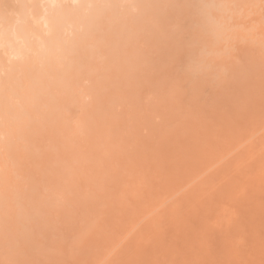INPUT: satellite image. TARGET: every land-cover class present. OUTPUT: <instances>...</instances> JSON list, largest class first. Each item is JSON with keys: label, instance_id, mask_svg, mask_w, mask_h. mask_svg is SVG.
<instances>
[{"label": "rangeland", "instance_id": "374dc122", "mask_svg": "<svg viewBox=\"0 0 264 264\" xmlns=\"http://www.w3.org/2000/svg\"><path fill=\"white\" fill-rule=\"evenodd\" d=\"M16 1L20 2L13 0V5L8 0V5L16 8ZM31 1L39 12L32 15L39 18L31 23L29 16L25 25L38 20L32 34L38 33L35 39L42 38L43 43L30 34L27 41L17 40L21 47L31 42L46 45L45 18L71 9L68 18L74 20L60 25V39L54 45L61 46L54 50L52 45L51 50L52 65H63L61 48L64 53L66 44L82 30V20H76L84 19L96 0L87 1L91 7L82 5L85 0H80L81 4L79 0ZM114 1L125 13L117 15L116 24L140 13L133 0ZM161 1L160 15L168 16L165 23L162 19V26L158 24L166 33L165 44H149V33L143 31L141 41L134 45L140 54L147 52L142 54L147 58L151 49V58L156 55V60L140 59L144 70L148 66L145 75L116 74L118 60L114 62L115 57L103 46V51L96 52L93 66L90 64L91 75L78 77L67 96L53 91V99L59 97V108L50 110L42 103L28 115L30 127H19L12 118L0 116V162L13 165V171L4 169L10 188H0V264H186L189 260L193 264H264V246L256 253L248 242L243 245L238 240L239 225L252 229L255 223L256 237L264 242V208L259 206L264 205V196L257 191L258 199L262 195L258 200L249 190L246 196L248 188L241 184L245 177L261 178L264 174V0H255L257 8L263 9L249 16L253 22L243 16L230 19L240 29L253 25L258 44L236 42L228 48L230 52L225 48L229 54L218 66L220 76L205 78L200 88L192 84L199 72L211 66L197 35L208 24L202 0ZM230 1L222 2L234 7ZM24 2L30 9L29 0ZM77 4L83 11L88 6L85 16L79 8L75 18ZM13 15L8 22L11 27L6 25L10 33L24 23ZM201 20L205 25L201 26ZM157 22L150 16L146 26L150 29ZM95 33L89 34L88 43L96 46L102 41L100 35L96 37L99 32ZM190 46L198 48L200 55ZM55 54L62 55L57 58L60 63L54 61ZM28 55L32 58V52ZM0 58L5 59L0 65L1 80L8 62L17 58L2 46ZM61 67L56 69L62 71ZM187 68L192 78L185 76ZM22 100L21 94H14L10 103L21 107ZM9 147L13 155L7 154ZM229 184L233 189L229 190ZM203 185L202 192L197 191ZM233 192L239 199H235L238 208H245L240 198H251V202L244 201L249 211L232 204L227 195ZM231 207L241 210V215Z\"/></svg>", "mask_w": 264, "mask_h": 264}, {"label": "bare ground", "instance_id": "6f19581e", "mask_svg": "<svg viewBox=\"0 0 264 264\" xmlns=\"http://www.w3.org/2000/svg\"><path fill=\"white\" fill-rule=\"evenodd\" d=\"M9 1H11V0H9ZM85 1L86 2H84V0H83L84 3L82 2L83 3L82 5H84L85 3L86 4L88 3L87 5L90 6L92 4V3H90V5H89V2L91 0H89V2H87L88 0H85ZM92 1H94V0H92ZM183 1H185V0H183ZM222 1L223 0H220L219 2L213 3V2H210L208 0H202V2H201L202 7H203L202 9L205 13L206 18L208 19L205 21H208V24L207 23H205L206 25L202 24L203 22L201 20V22H200L201 26L202 25H205V26L202 27V30H200L201 29L200 28L198 30V34L197 33L196 34L199 37H201L200 40H202V46H205L206 52H207V54H209V58H208V56H207V58L209 59L211 66L208 65L205 70H202L201 68H203V67L199 66V68L202 71L199 72L200 75L197 76L198 78L195 81L196 83L195 84L191 83L192 85H195L194 87H197V88L204 86V84H205L204 80H206L208 78L214 79V77L220 76L221 70H219L218 66L220 65L221 62H224V61H222L224 56L226 57V59L228 58V56H226L230 52V50L228 48L231 47L233 44L234 45L238 44L236 42H248V43H251L252 45L258 44V40L255 37L256 36V34L254 32L255 30L253 31V27H252L253 25L250 26V24H249V26L245 27L244 23L241 24L240 22H238L241 24V26L243 25L245 28V29H243V28L240 29L237 27L239 25L237 23V20H236V22L234 21L235 23L238 24L237 26H235V24L232 23L233 20L230 21V19L237 18L240 16L246 17V19H248L249 16L253 12H256L259 9V8H257L258 5L256 6L255 0H231V1L228 0V2L230 1V3L232 1L234 2V5H235L234 7H230L229 5L224 4L225 1L224 2H222ZM7 2H8V0H7ZM7 2H6V0H0V46H2L3 49L6 48V52H9L10 54H12L14 57L17 58V60L15 62H8V63H10L7 65V67H9V68H7L8 70L6 69L7 72H6L5 76L3 75V78L0 80V116L12 118L15 122H17V125L19 127H22L23 125H24L23 127H27V126L30 127L31 126V124L29 122L28 115L30 116V114H32L36 110L40 109V105L42 103L47 104L50 110H54V107L59 108V97H57L54 100L52 97L53 91L56 90L57 92H61V94L63 96H67L69 93V90L75 84V81L78 80V77L85 76V75H91L92 73L90 72V64H91V66H93L91 62H93L96 52H101L104 50V49H102L103 46H105V49H106L105 52L106 53L109 54V51H110L112 54H109V55L110 56L112 55L115 57L113 59H112V57L111 58L109 57L110 60L112 59V60H114V62H115V59L118 60L115 64V66H116L115 73L116 74L123 76V77L124 76H133L135 78H138L140 76L145 75L146 74L145 70L147 71V69H148V66H147V68L145 67V70H144L143 65L141 67V64H140V59L142 60L144 57H146L145 55L147 54V52L146 53L143 52L145 54L143 56L142 55L143 53L140 54V52L134 47V45H136L138 43L137 41L139 39H140L139 41H141L142 32L147 31L149 33L148 39L151 42L149 44H153V46H157V47H162L165 44V41H166L165 39L167 38V36H165V39H164V33L165 32L163 33L162 30L160 29V26L158 25V24H160L162 26L163 25L162 19H164V23H165L167 21V19H165V18L168 17V16H165V18H164L160 15L159 9L161 8V5H162L161 0L160 1L159 0H133V2L136 4L137 9L140 11V13L138 15H133V16L131 15L132 17L128 16V20L126 19L125 21L123 18L124 22L120 19L121 21L120 20L119 21L123 22V23L117 22L118 24L115 23L116 18H118L117 15H119V13H124L123 12L124 10L123 11L119 10L120 9L119 5L117 2L115 3L114 0L113 1L112 0H101V1L96 0L97 3L94 1L93 5H91L92 8L87 10V11H89V13L87 15L85 14L86 16L84 15V11L86 10V7H88V6L85 5L86 7L83 11V8H81V5L79 7V4H81L80 0H79V4H77V6H76V8L78 7V10H77L78 13L75 14V12L73 11L74 13L72 12L73 13L72 15L75 14V18H78L79 17V15H78L79 14V8H81V10L83 11L82 13L85 17L82 16L84 19L79 17L76 21L79 22V19L82 20L81 21L82 30L81 31L79 30V32H77L74 35V38L70 42L68 41L69 43L66 44L64 53H63L62 48H61L62 55H64V57H65V59L63 58L64 59L63 65H60L62 63H60L59 60L57 61V58H59L62 55H60L59 57H57L56 54L54 55V56H56L55 58L53 57L54 61L56 59L57 63L58 62L60 63L57 66L63 67V70L60 71V70L56 69L57 66L52 65L54 62L52 63L51 57L53 56L54 50L56 49V47L58 46L57 48H59L61 46L58 44H57V46L54 45V44H56L54 42H57L56 40H58V38L60 37V25H62L65 21H67L69 19L74 20L73 16H72L73 19L68 18V16L71 15V13L68 15V11L71 9H69L68 11L66 10L67 13L62 12V14H60V15L54 13L52 16H50V18L47 16L48 18H45L46 20L44 19L45 20L44 23H46V25L48 26L47 33L49 36L46 35L48 37V42L46 43V45L44 43L42 45L43 47H41V44H39V42H40V39H42V38L35 39L36 38L35 36H37L39 38V36L37 35L38 33L35 34L33 32V34H32L33 29H34V31H35V28L37 30L38 20L36 21L37 25L32 24V26L36 25L35 28H32V26L29 25L28 23H26L27 25H25V20L27 17L31 16L33 18L32 20L31 19L29 20V18H28V20L30 22L32 21L31 23L35 22L34 20H36V18L38 17V16H36V18H34L36 13H39L37 11L35 12V9L37 10V7L35 5L36 3H33L31 0H29L30 3H29L28 7H30V9L28 8L29 9L28 10V9H26V7H24V4L26 2V1L24 2V0H20V2H19L20 4L17 3V1H16V3L18 4V5L16 4L18 6V7L16 6V8H14L15 6L12 7L14 5L13 3L15 2V0H14V2L12 0V4H13V5L11 4L12 6L8 5L9 2L8 3ZM34 2H36V1H34ZM163 2H164V0H163ZM172 3H174V1L171 2V4ZM196 3H197V1H196ZM165 4L166 3H164L163 5H165ZM171 4L168 6H171L173 8V6L176 5L177 3L176 4L174 3L173 6ZM200 5H198V7H200ZM177 6H178V4H177ZM177 6H175V7H177ZM194 6L195 5L193 4V7ZM231 6H233V4H231ZM82 7H84V6H82ZM166 7H167V5H166ZM195 8H197V7L195 6ZM195 8H194V10H195ZM262 9H259V10H261L260 13L262 12ZM165 10H167V9H165ZM196 10H198V9H196ZM228 10H229V12L231 11V13H229ZM225 11H227V13ZM162 12H163V10H162ZM196 12H198V11H196ZM200 12H202V10ZM12 13L13 14L15 13L16 14L15 16H17V15L19 17L22 16L21 18H19L17 16L18 22L19 23L24 22V23L20 24V25L18 24L17 25L18 27L15 25L17 27V29L14 32L12 31L10 33L8 27H11V25L9 26L8 22H11L12 16H14ZM32 13H34L35 15L34 14L32 15ZM204 13L201 15V17L204 15ZM257 13H258V11H257ZM80 15H81V13H80ZM121 16L123 17L122 14H121ZM150 16L154 17V19L158 22H157V24L155 23L156 25L155 24L152 25L151 28L149 29V28H147L146 25H147L148 19H150ZM205 16H203V17H205ZM211 16L216 21H213ZM129 17H131V18H129ZM197 17H198V15H197ZM214 17H218V18L216 19ZM255 17H257V16H255ZM22 18H23V20H22ZM169 18H170V16H169ZM201 19H203V18H201ZM250 19L251 18H249L246 21L247 22L249 21L248 23L253 22V20L250 21ZM198 20L200 21V19H198ZM20 21H22V22H20ZM169 21H170V19H169ZM199 21H195V22H199ZM200 23H198V24H200ZM198 24L196 26H199ZM252 24H254V23H252ZM167 25H169V24H167ZM164 28L165 27H163V31H164ZM168 30L169 29L166 28V31H168ZM95 32L101 33V34L98 33V35H96V37L100 35L99 36L101 39L100 41H102L101 43H99L97 41V43H99V44L98 45L96 44V46L88 43V40L90 38L89 36L91 35L90 33L94 34ZM168 32H167V35L169 34ZM194 33H193V35H194ZM30 34H31V36L32 35L34 36L35 41L39 40V42H31L32 44H30V43L26 44V43L22 42L21 45L23 43H24V45H26L23 47H21V46H19V44H17V40H20V39L27 41ZM95 34H97V33H95ZM165 35H166V33H165ZM170 35L173 36L175 34L172 35V32H171L169 34V36ZM169 36H168V38L170 40ZM189 36H190V34H189ZM192 36H191V38H192ZM42 37H44V35ZM175 39H176V37H175ZM188 40H189V38H188ZM188 40H186V41H188ZM193 40H196V39L193 38ZM200 40H198V38H197V41H200ZM42 41L43 40H41L40 43H43ZM173 41H174V39H173ZM173 41H171V42L175 43ZM59 42L61 43V40ZM62 42L65 43L64 40H62ZM167 42H168V40H167ZM171 42L169 41V43H171ZM194 43L196 44V41ZM194 43H192V45ZM171 44H169V45H171ZM182 44L184 45L185 42ZM52 45L54 46L53 47L54 50L52 51L53 53H51ZM169 45H167V46L169 47ZM180 45H181V43H180ZM185 45H184V47H185ZM190 45H191V43H190ZM199 45H201V43ZM175 46L178 48L179 47L178 43L175 44ZM151 47H150V49H151ZM184 47L182 48V50L184 49V51H185ZM190 47L192 50L193 49L195 51L197 50L196 52L198 53V48L195 49V47L192 48L193 46H190ZM202 48H204V47H202ZM225 48L227 51L229 50V52H227L225 50ZM154 50H156V49L154 48ZM165 50L166 49L164 48V51ZM188 50H190V49L188 48ZM199 50H200V46H199ZM202 50L200 51L201 53H202ZM152 51H153V49H151L150 52L148 51V53L153 54ZM167 51H168V49H167ZM172 51H174V49H172ZM28 52H32V58L28 55ZM160 52L161 51L158 50L159 55H161ZM154 53L156 54L155 51H154ZM166 53H170V52H166ZM50 54H52V55L50 56ZM152 54H150V58H151ZM198 54L200 55V53H198ZM170 55H174V54H169V56ZM181 55H183V54H181ZM202 55H204V54H202ZM175 56H177V55L175 54ZM147 57H146L147 60L150 59ZM155 57H156V55H155ZM155 57L153 59L156 60ZM200 57H202V56H200ZM161 58H162V56H161ZM38 59H40V61H37ZM63 59H62V61H63ZM146 59L144 58V61ZM153 59L151 58L150 60H153ZM196 59H197V57H196ZM202 60L204 62L206 61V60H204L203 57H202ZM4 61H5V59H4ZM4 61L2 60V58H0V65L3 64ZM157 61H153V62L155 63ZM192 61H194V60H192ZM192 61L190 60V62H192ZM195 61H197V60H195ZM198 61H200V60H198ZM33 62H35L36 64H34ZM38 62H40V63H38ZM204 62L202 63V65L204 64ZM200 63H198V64L201 65ZM205 63H207V62H205ZM193 64H195V63H193ZM189 65L190 66H188V67L191 69L192 66H191V64H189ZM144 66H145V64H144ZM195 67L197 68V66H195ZM195 67H193V68L195 69ZM209 67H211V68H209ZM221 67H222V65L220 66V68ZM149 69L151 70V68H149ZM186 71H188V68L186 69ZM190 71H188V73H186L187 75L185 74V76H188V75L190 76L191 75L189 73ZM0 72H1V70H0ZM144 72H145V74H143ZM195 72L193 74H195ZM147 74H148V72H147ZM196 74H197V72H196ZM51 77L53 79H50ZM195 77L196 76H193V79ZM193 79H191V81ZM209 80H211V79H209ZM23 83H27V86H25V88L22 86ZM14 94H21L23 96L21 107H14L10 103V98ZM7 154H9V155L12 154V149L10 147L7 151ZM0 167H1V169H0V188H10L9 185L7 184V179H8V175L6 174L7 171L5 172L4 169H8V171H13V165L1 163ZM239 180H242V179H239ZM241 184L242 185L244 184L243 186L245 188H248L247 190H245V188H244V190L247 191L246 196L249 194L248 190L250 192H252V196H255L257 191L258 192L262 191L260 193H262V195L264 196V194H263V191H264V174L261 175V178H256V177L253 178L252 176H248L247 178L245 177L244 182H241ZM199 187L200 188H198V189L196 188L197 191L202 192V190H200V189L204 188V185L199 186ZM233 187H234L233 184H229L228 188H229V190H231V188L233 189ZM193 191L190 192L191 193L190 195H192ZM253 191H255V192H253ZM195 193H197V192H195ZM198 194L199 193H197V197H198ZM234 194H235V192H233L231 195L230 194L227 195V196H230V198L232 197L231 199L226 197V194H225V198L230 199L231 202L233 201V203H232L233 205H235V203H237V201H239V199H236V197L234 198ZM257 195H258V193H257ZM262 195L260 194L261 197L258 195L259 199L262 198ZM187 196H188V194H187ZM188 197H187L188 199H191L190 196H188ZM195 197H196V195H195ZM255 197L258 199L257 196H255ZM199 198L201 199L202 197H199ZM199 198H198V200H199ZM256 198L255 199L252 198V202H254L253 200L256 201ZM240 199H241L240 201L243 202L242 206H245V208H248V211H249V206L246 207V205H244V201L248 202L251 200V198L249 197L250 200L247 199L248 201L247 200L242 201V198H240ZM230 200H228V201H230ZM256 202H258V201H256ZM258 203L256 205H258ZM260 204L261 203H259V206H263V208H264L263 203L261 205ZM238 205L237 206L235 205L236 208H238ZM259 206H257L256 208L259 209ZM233 207H231L232 210H234ZM236 208H235V210H236ZM240 208H241V210H245L244 207H243L244 209L242 207H239L238 210ZM252 208H254V207H252ZM238 210H236V211L239 213ZM241 210L239 213L240 215L242 213ZM251 212H252V209H251ZM251 212H247V213L250 214ZM252 213H254V211ZM262 213H264V212H262ZM237 214H235V215H237ZM254 214H256V213H254ZM254 225H255V223H253L252 229H251V227H250V229H248L246 226L243 227L240 224L239 226H241V229H239V233L241 235L239 234L238 240H240V242L243 245H245L244 244L245 242H248L247 246L251 250H254L256 253H259L261 251L260 248H262L264 246V242H259L258 238L256 237V231H255ZM237 242H239V241H237ZM259 259L257 261H259ZM197 263L198 264H204L202 261L197 262ZM186 264H193V261L189 260ZM241 264H244V263H241ZM246 264H255V263L253 261H251V262L246 261Z\"/></svg>", "mask_w": 264, "mask_h": 264}]
</instances>
